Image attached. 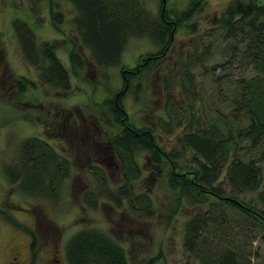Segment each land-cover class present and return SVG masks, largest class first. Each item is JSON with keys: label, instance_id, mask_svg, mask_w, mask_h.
<instances>
[{"label": "trees", "instance_id": "16d2710c", "mask_svg": "<svg viewBox=\"0 0 264 264\" xmlns=\"http://www.w3.org/2000/svg\"><path fill=\"white\" fill-rule=\"evenodd\" d=\"M63 1L73 9L70 23L75 37L63 27ZM204 2L189 0L180 12L164 8L155 14L142 0H37L28 13L36 23H43L47 10L62 37L39 39L19 17L12 24L23 56L36 67L40 82L64 94L73 88L72 76L80 77L89 62L117 66L130 37L149 38L158 51L151 52L144 63L124 70V88L105 101L119 126L107 136L105 147L109 145L116 155L123 180L120 186H113L103 165L88 162V172L98 189L88 187L84 199L90 207L100 198L110 201L139 218L154 214V195L139 191L135 178L142 169L141 161L149 167L169 165L167 175L159 177H166V185L175 194L174 211L186 208L190 212L183 224L185 252L199 264H261L252 256L257 234L264 240V1L229 0L214 29L207 33L213 35L207 44H197L194 38L199 30L196 24L188 23L194 34L189 58L180 60L179 72L160 70V61L181 23L202 11ZM212 45L223 57L203 68L202 75L211 74L219 105L214 111L197 84L200 76L192 70L197 64L204 66L205 59L210 63ZM66 47L70 67L58 54ZM153 73L159 74V84L163 85L164 104L153 112L154 125L150 121L139 127L123 96L126 88L137 82L134 102L144 100L139 86L146 82L149 87ZM96 122L100 124V119ZM178 127H182L176 138L178 145L162 148L160 136L173 134ZM80 140L81 136L76 139ZM247 141L249 150L244 152L241 148ZM4 168L24 194L54 200L70 173L67 158L38 136L25 137L17 147L16 160ZM66 254L70 264H129L125 247L99 227L75 232L67 242Z\"/></svg>", "mask_w": 264, "mask_h": 264}, {"label": "rangeland", "instance_id": "374dc122", "mask_svg": "<svg viewBox=\"0 0 264 264\" xmlns=\"http://www.w3.org/2000/svg\"><path fill=\"white\" fill-rule=\"evenodd\" d=\"M36 1L0 0V205L2 209L0 210V264H3V253L12 239L17 236L18 239H23L20 227L30 224L29 217L25 215L30 211L24 209L25 205L41 210L39 211L40 219L53 221L57 242L64 257L67 255V242L75 232L81 228L96 226L108 231L125 247L129 264H199L183 248V224L189 211L186 208L174 211L175 194L166 185V177L165 179L159 177L167 175L170 170L169 165L149 167L141 161L142 169L139 176L135 178L139 191L154 195L156 208L154 214L149 213L139 218L135 213L127 211L125 207H115L110 201L100 198L95 207H90L84 199V193L88 187L98 189L96 180L88 172V162L103 165L113 186H120L123 180L116 155L109 145L105 147L107 136L114 134L119 127L108 111L105 101L124 88V70H131L132 67L144 63L151 52L158 51V47L147 37H130L121 64L101 67L89 62L82 70L80 77L72 76L73 88L70 93L64 94L40 82L36 67L25 59L20 39L15 37L17 32L12 20L16 17L25 19L39 39L63 36L52 25L47 10L43 23H36L32 15L28 13L29 7H32ZM142 1L151 12L158 14L164 8L173 13L180 12L189 0ZM228 1L205 0L202 11L186 20L185 24L181 23L169 51L160 61V70L168 68L172 73L179 72L182 69L179 65L180 60L189 58L187 55L191 46H194V34L188 27V23L196 24L199 30L194 38L197 44L209 43L213 35H208V32L214 29L218 16ZM62 10L66 16L63 23L64 29L70 36H77L70 23V17L73 14L71 5L63 1ZM213 43L221 45L217 41ZM76 48L79 49V42ZM215 48L216 46L212 45L214 54L209 59L210 63L205 59L204 66L200 63L192 68L200 76L197 84L208 98L213 111L219 106L213 91L214 84L211 74L207 73V76H203L202 70L209 68L218 57L219 59L223 57ZM66 49L67 47L60 48L58 54L70 67ZM220 68L221 66L217 72ZM158 75L153 73L151 81L148 82L149 87L146 82L144 85L140 84L139 88L144 97V100L140 102L135 103L133 99V89L136 88L137 82L130 84L132 89L129 85L125 90L123 101L126 109L139 127L150 121L154 125L153 112L164 104V88L159 84L161 80ZM225 110L230 111V107H225ZM101 117L106 119V123H103ZM96 118L100 119V124L96 122ZM181 129L182 127H178L173 134L160 136L162 148L171 149L177 146L176 138ZM158 132L157 129L156 133ZM67 133L71 134L70 139L67 138ZM77 133L82 141L84 137L90 138L89 145L86 142L78 147L79 141H76L74 137ZM28 136L44 138L70 163V173L63 181L56 200L24 195L18 183L11 182L5 173V165L16 160L17 147ZM241 149L244 152L249 150L248 141L244 142ZM89 151L92 156L89 155ZM261 163L264 172V160ZM19 205L24 210L17 209ZM9 217L15 219L19 225L8 222ZM253 227L256 231V225ZM253 250L252 260L264 264V240L258 234L253 241ZM257 250L259 255L255 257Z\"/></svg>", "mask_w": 264, "mask_h": 264}, {"label": "flooded vegetation", "instance_id": "af4514ba", "mask_svg": "<svg viewBox=\"0 0 264 264\" xmlns=\"http://www.w3.org/2000/svg\"><path fill=\"white\" fill-rule=\"evenodd\" d=\"M70 135L71 134L67 133L68 139H70ZM79 136L80 135L77 133L75 136L76 139ZM89 139L90 138L86 139L84 137V141L80 140L77 142L78 147L84 145L85 141H88ZM22 193L24 194V192ZM9 204L11 205V202H9ZM20 207L21 205H19V208L17 209H26L30 211L29 213L25 214L29 217L30 224H27L25 227H20V230H22L21 234L23 235V239L20 240L17 236L9 243L3 253V264H70L67 255L65 257L63 256L62 250L59 246V243L57 242L55 225L53 221H44L40 219L39 211L41 210L38 211V209L34 208L33 206L29 207V205H25L24 209ZM7 221L10 222L9 220ZM23 229H25L24 232Z\"/></svg>", "mask_w": 264, "mask_h": 264}]
</instances>
